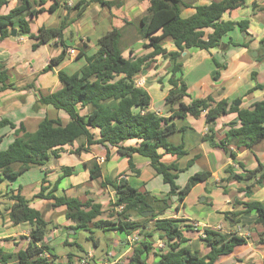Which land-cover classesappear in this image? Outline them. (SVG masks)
Masks as SVG:
<instances>
[{"label": "trees", "instance_id": "16d2710c", "mask_svg": "<svg viewBox=\"0 0 264 264\" xmlns=\"http://www.w3.org/2000/svg\"><path fill=\"white\" fill-rule=\"evenodd\" d=\"M48 1L20 0L18 7L3 15L2 9L9 1L0 0L1 40L11 38L12 31L16 29L18 38L29 37L39 41L34 48L43 44L63 46L62 54L51 60L45 73L67 59L68 46L64 42V32L70 25L69 21L64 19L57 28L43 26L37 35L32 33L29 18H35L44 12L54 13L61 6L60 0H52L53 4L46 9ZM197 1L199 0H150L148 13L141 19L137 28L138 33L144 31L143 35L138 36V40L143 42L145 50H151L147 55L134 56L133 50L129 51L130 57L124 55L126 50L123 47V28L114 29L99 38L97 50L93 55L79 51L77 59L86 60L83 68L72 75L64 71L59 72L62 89L40 98L42 105L66 114L68 123L60 117H46L37 131L31 133L23 124L17 128V125L11 122H0V128L10 126L16 129L13 142L7 149H0V187L6 181L18 179L32 168L47 166L53 158H59L65 146H72L76 142H80V146L74 151L75 155L89 152V148L95 145L108 149L116 148L119 155L130 159L132 170H135L132 161L134 155L138 154L150 160L157 175L170 187L167 196L159 199L148 192L142 193L124 178L107 180L102 183V187H110L114 192V200L110 202L112 211L108 219L102 218L105 214L103 205L95 203L92 199L82 202L69 196L57 197V184L48 193V188L43 186L35 197L52 201L54 208L65 207L66 219L72 223L68 229L76 234L82 230L93 235L94 230L99 229L105 232L118 230L130 235L136 230H141L140 240L133 246L127 264H219L221 257L232 255L236 248L248 242V239L238 233L228 234L212 228L204 229L201 240L208 250L204 255L186 246L189 240L184 235V220L164 217L174 203V197H177L179 206L176 210L179 211L180 205L196 185L211 177L209 172L198 173L181 188L177 180L179 173L183 171L176 164L168 165L162 161L164 155H186L183 146L175 145L168 139L177 131L175 120L185 119L188 115L198 118L206 114L209 132L205 139L216 142L214 128L217 120L222 116L237 113L239 123L230 125L224 139L216 143V147L230 152L232 158L235 157L232 146L236 149H249L264 140V101L256 103L251 109H241L240 106L229 105L226 101L216 102L213 98L185 103L189 92L183 78L182 55L190 49L209 52L220 48L224 37L236 28L248 35L247 22L223 20L225 13L245 6L248 0H221L209 5H197L195 14L183 18V10L192 7ZM92 3H98L110 10L123 6L120 0H80L72 8L66 4L65 9L75 12L76 19ZM207 29H212L213 32L206 35ZM167 40L173 41L176 51H168L164 47ZM159 57L169 62V84L172 89L165 103L172 113L170 118L161 117L152 111L151 96L136 85L139 75ZM216 66L218 69L222 67L218 63ZM9 77L7 66L0 63V93L18 88L9 82ZM32 87L29 85L24 89ZM257 89L264 87L258 85ZM94 131L99 132L98 138ZM3 139L4 137H0V145ZM131 140L138 141L137 146L125 145ZM106 160H109V154ZM240 167L245 176L235 173L231 168L225 170L228 182L246 183L247 186L242 191L247 193L251 192L256 183H264V166L261 165L253 171L246 170L243 164H240ZM63 172V177H69L73 168L66 167ZM100 178L102 169L94 163L93 169L90 170V179L97 181ZM62 179L60 178V181ZM0 197H3L1 193ZM4 197L13 202L5 209L9 212L11 222L15 226L28 225L30 237L27 248L17 254L7 253L0 248V264H58L56 249L46 243L47 237L56 227H50L51 222L31 206L32 200L26 199L20 190L9 191ZM244 205L246 210L241 214H226L228 220L240 226L239 216L256 212L257 223L264 227V205L256 201ZM146 222L154 223L149 226L145 225ZM187 228L191 231L192 227ZM89 239L94 241L93 236ZM157 242H161L163 247L156 248ZM66 245H77L85 256L70 253L67 261L61 264H78L88 258L89 253L77 242ZM94 245L98 247L96 241ZM88 260L92 264L91 259Z\"/></svg>", "mask_w": 264, "mask_h": 264}, {"label": "crops", "instance_id": "0c3cea01", "mask_svg": "<svg viewBox=\"0 0 264 264\" xmlns=\"http://www.w3.org/2000/svg\"><path fill=\"white\" fill-rule=\"evenodd\" d=\"M8 1V5L2 9L3 15H7L20 5V0ZM79 1L60 0L61 6L56 12H44L35 18H29L32 33L37 35L43 26L57 28L62 20L66 19L70 23L64 32L67 51L75 49L78 55L82 50L90 56L97 50L96 40L114 29L123 28L125 30L123 39L127 37L130 40L129 36L136 34L141 19L148 13L151 5L150 0H120L124 1V5L113 7L110 10L98 3H92L79 18L75 19V12L66 10L65 5L72 8ZM219 1L221 0H199L192 7L184 9L182 17L188 18L195 14L197 5H209ZM52 4L53 1L49 0L45 8L49 9ZM44 15H48L47 19L41 20ZM223 20L235 23L247 22L248 35L244 34L240 28H236L224 37L220 48L209 52L190 49L182 55L183 78L188 85L189 92L185 103L190 104L193 100L213 98L216 102L226 101L233 106L240 101L241 109H251L256 103L264 101V89H257L258 85L264 87V0H248L245 6L225 13ZM212 32V29L205 30L206 35ZM38 43V40L29 37L0 39V63L7 66L9 82L18 87L16 90L0 93V122H11L17 125V128L23 124L31 133L37 131L46 117H60L68 123L66 114L50 106L42 105L40 98L42 95H52L62 89L59 72L64 71L72 75L79 72L86 64L85 58L77 59V55L75 57L68 55L61 65L45 73L51 60L62 54L63 46L43 44L34 48ZM166 43L164 47L168 51L177 50L172 40H167ZM129 45L127 50H133L134 56L140 57L151 52L143 48L142 41L132 40ZM136 45L141 47L136 49ZM127 57H130V54ZM216 63L222 67L218 69ZM168 68L169 62L159 57L138 77V79H145V85L142 88L151 96L150 109L164 118H170L172 114L165 103L172 89L169 84ZM29 85L33 87L24 89ZM174 123L177 131L168 139L175 145L183 146L186 155L183 157L164 155L162 161L168 165L176 164L183 171L179 173L177 184L184 188L198 173L209 172L211 177L196 185L185 202L180 205L179 211L176 210L179 206L177 197H174V203L164 217L184 220L185 223L182 224L184 235L189 240L186 246L202 254L205 250L201 240L204 229L212 228L228 234L238 233L248 239L247 244L236 248L232 255L221 257L219 264H264V227L257 223L258 214L251 212L239 216L240 226L228 220V215H226L228 213L241 214L246 210L244 204L248 202L256 201L264 205V183H256L251 192L247 193L242 191L247 186L246 183L228 182V175L225 173L227 168H231L235 173L245 176L240 164H243L248 171L257 170L261 165L264 166V140L249 149H236L232 146L231 150L235 153V157L232 158L229 155L230 152L216 147V143L224 139L230 125L239 123L237 113L222 116L217 120L214 128L216 142L205 139L209 132L206 114L198 118L188 115L185 119L175 120ZM14 130L16 129L10 126L0 128V137H4L0 149H7L13 142ZM94 134L98 138L99 132L94 131ZM79 143L65 146L59 158H53L47 166L32 168L18 179L6 181L1 185L0 193L3 197H0V248L5 252L17 254L25 250L30 237V227L28 225L15 226L10 220L9 212L5 210L13 204L7 197H4L9 191L20 190L26 199L32 200L31 206L40 211L48 222H51L50 227H56L46 239V243L53 248L56 247L55 241L62 240L61 243L64 245L72 243L75 238L71 239L70 236L75 235L76 232L68 229L72 223L66 219L65 207L54 208L52 201L35 198L43 186L48 188L46 192L48 193L57 184L55 192L57 197L69 196L78 198L82 202L92 199L95 203L102 204L105 212L103 219H108L110 213L108 211L111 210L108 205L111 200H114L113 190L110 187H102V183L107 180L124 178L133 187L136 185V189L140 192H148L159 199L165 198L169 193L170 187L163 182L161 176L157 175L149 159L142 158L138 154L134 155L132 161L135 170H132L130 159L119 155L116 148L108 149L95 145L89 148V152L75 155L74 151L79 148ZM137 144L138 141L131 140L125 145L137 146ZM4 145L6 147L3 148ZM107 154H109V160H106ZM102 159H105V162H102ZM92 163H97L102 169V178L97 181L90 179ZM66 167L73 168L72 175L69 177H63V169ZM183 176L187 178L181 184ZM60 178L63 179L60 181ZM23 180L24 182L21 183ZM216 192L223 193L224 200L220 207L216 205ZM193 197H196L201 204L196 205V212L190 213L187 205ZM205 205H210V210ZM153 223L146 222L145 225L150 226ZM188 226L192 227L191 231L187 228ZM110 232L116 235V239L112 242V251L99 260L95 253L88 251L93 259L95 258L94 264L114 262L119 264L123 257H131L133 251L128 245L129 235L118 230ZM134 232L141 233V230ZM96 243L99 247L100 240ZM55 249L57 251V248ZM109 254H113V257H108ZM58 258L60 260L59 256Z\"/></svg>", "mask_w": 264, "mask_h": 264}, {"label": "rangeland", "instance_id": "374dc122", "mask_svg": "<svg viewBox=\"0 0 264 264\" xmlns=\"http://www.w3.org/2000/svg\"><path fill=\"white\" fill-rule=\"evenodd\" d=\"M122 5H124V1H122ZM47 16L48 15H44L41 18V20L47 19ZM123 31L125 32V30H123ZM140 33L136 32L135 35H132V36L128 35L130 37V40L127 37L125 39H123V47L126 50L124 55L126 57L129 55V51L127 50V47H130L129 43H131L132 40L139 41L138 40V36H141ZM92 39L94 40V38H92ZM97 41L98 40H96V42ZM166 45H167V43H166ZM139 47H141V46L140 45H136L135 46L136 49L139 48ZM162 64H164V62ZM4 147H6V146L4 145L3 148ZM186 178H187V176H183L182 177V179L180 181L181 184L184 182V180H186ZM24 179H26V177ZM23 182H24V180L21 181V183H23ZM135 186L136 185H134V187ZM215 200H216L217 207H220L222 205V201L224 200L223 193L216 192L215 193ZM195 201H197V202H195ZM197 204L200 205L201 203L196 199V197H193L192 199L189 200L187 208L189 209L190 213H194V212L197 211V208H196ZM205 206H206V208L208 210H210V205H205ZM108 207H110V209L112 210L110 205H108ZM111 210H109L108 212H111ZM191 225L194 226L193 224H191ZM194 228H196V226H194ZM72 233H74V232H72ZM92 236L94 237V241L97 242L98 240H100V246L99 247H96L94 245V241L92 239H89ZM70 237H72L71 239H73V237H74L75 239H74L73 242H77L78 244H80L84 251H87V252L88 251H92L93 253H95V255L97 257V260L102 259V257L106 256L108 252L113 250L112 242H113V240L116 239V235L113 234L112 232H110V231L103 232V231H101L99 229L94 230L93 235L91 233L84 232V231L81 230V231H78V233L76 235H73V236H70ZM55 242H56V244H55L56 247L55 248H57L56 254L60 257V260L58 261V263L66 262L67 261L66 256H67V254H70V253H73V254H75L77 256H81V257L85 256L84 253L80 252V248L77 245L66 246V245L61 243L62 240L55 241ZM161 246H162L161 242H157L156 243V248H159ZM196 247H197V245H196ZM205 253H206V249L203 251V254H205ZM128 259H129L128 257H123L119 261V264H126L129 261ZM91 262H92V264H94L95 263V258L93 259V257H91ZM79 263L80 262H78V264Z\"/></svg>", "mask_w": 264, "mask_h": 264}, {"label": "built area", "instance_id": "2783aa9c", "mask_svg": "<svg viewBox=\"0 0 264 264\" xmlns=\"http://www.w3.org/2000/svg\"><path fill=\"white\" fill-rule=\"evenodd\" d=\"M67 53H68V55H70L71 57H75L76 55H77V51L75 50V49H69L68 51H67ZM136 85L138 86V87H144V85H145V79L144 78H141V79H137L136 80ZM102 162H105V159H102ZM122 209V208H121ZM127 239H128V245L130 246V248L133 250V246L140 240V233H138V232H134L133 234H130L128 237H127ZM162 247H163V245H162ZM91 257H93L91 254H89V256H88V258H90L91 259ZM108 257H110V258H112L113 257V254H109V256ZM88 258L87 259H83L82 261H80V264H91L90 262H89V260H88ZM112 264H118L117 262H114V263H112Z\"/></svg>", "mask_w": 264, "mask_h": 264}, {"label": "water", "instance_id": "95a60500", "mask_svg": "<svg viewBox=\"0 0 264 264\" xmlns=\"http://www.w3.org/2000/svg\"><path fill=\"white\" fill-rule=\"evenodd\" d=\"M17 33H18V31H17L16 29H14V30L12 31V37H13V38H16V37H17ZM140 34L143 35V34H144V31H142ZM240 103H241L240 101L236 102L235 106L238 107V106L240 105ZM229 155H231V154L229 153ZM146 215L148 216L149 213H146Z\"/></svg>", "mask_w": 264, "mask_h": 264}]
</instances>
